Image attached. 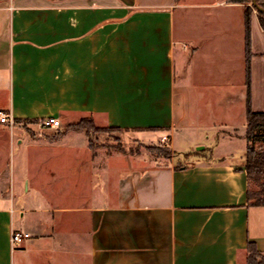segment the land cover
<instances>
[{
    "label": "crops",
    "instance_id": "0c3cea01",
    "mask_svg": "<svg viewBox=\"0 0 264 264\" xmlns=\"http://www.w3.org/2000/svg\"><path fill=\"white\" fill-rule=\"evenodd\" d=\"M192 5L0 0V114L16 121L0 122V134L20 146L8 186L0 182V264H246L249 241L264 255V206L249 203L245 170V6L218 0L237 21L217 15L205 34L177 35V10ZM251 39L252 108L264 110L257 15ZM196 67L211 93L240 89L239 124L194 107ZM48 117L61 126H41ZM84 117L177 155L205 152L180 169L105 152L70 128ZM14 230L31 236L14 247Z\"/></svg>",
    "mask_w": 264,
    "mask_h": 264
},
{
    "label": "rangeland",
    "instance_id": "374dc122",
    "mask_svg": "<svg viewBox=\"0 0 264 264\" xmlns=\"http://www.w3.org/2000/svg\"><path fill=\"white\" fill-rule=\"evenodd\" d=\"M187 1L189 4L193 5L177 10V35H180L183 31L194 35L205 34L206 27L208 25L206 19L209 20L217 15H220L222 18H231L234 21H237L239 11H225L223 7L217 5L218 0ZM230 1L231 0H223L225 3ZM253 15L258 16L257 11L254 10ZM184 44L188 45V48L183 47L184 52L189 53L191 48V45H189L190 43L187 42ZM197 62L199 65L204 63V61H201L199 58L197 59ZM213 68L214 70H217L218 67ZM183 69H185V67ZM181 74L183 75L184 73L181 72ZM207 76L208 73L205 67H196V77L194 78V88L196 90L194 89L195 93L193 92V97H195L196 100L194 107L202 112L204 116H212L214 120H226L234 124H239L242 117L240 89L236 85L234 87L228 85L227 87H222V95H218L214 92L211 93V89L208 87L209 80L206 78ZM216 81L225 83L219 75L216 77ZM258 100H262L260 94ZM192 132L195 131L192 130ZM92 136L94 137V144L96 145L95 148H100L102 151L115 152L116 154L121 155H139L142 158L148 159H155V157H158L160 153L159 149L149 148V146L162 145L161 147H167L164 142H144L127 135L124 131L113 130L108 126L100 125L98 123L95 124V128L92 130ZM235 143L238 145L239 142ZM26 144L21 146L25 150L23 154H26L27 152L25 149L27 147ZM199 146L195 147V149L198 150ZM19 148L20 146H18L17 141L10 140V135L0 134V182L2 181L4 186H8L9 184L11 174L9 171V164L10 161H13ZM196 158L197 156L192 155L188 159H183L182 156L174 153L171 157V159H174L175 164L179 161V159H182L183 163H187L195 160ZM19 175L21 176L20 172ZM18 192V197L20 199L26 198L27 194L24 192L21 184H19Z\"/></svg>",
    "mask_w": 264,
    "mask_h": 264
},
{
    "label": "trees",
    "instance_id": "16d2710c",
    "mask_svg": "<svg viewBox=\"0 0 264 264\" xmlns=\"http://www.w3.org/2000/svg\"><path fill=\"white\" fill-rule=\"evenodd\" d=\"M232 2L241 3L245 6V21L248 29L247 36V129L246 140L247 150L245 155V170L248 178V201L253 205L264 206V110H254L251 102V58H252V39L251 23L253 11L258 13L261 28L264 31V0H232ZM40 122V121H39ZM93 124V125H92ZM96 121L93 117H84L78 122L72 124L70 128L84 130L89 136V144L95 148L92 130L95 128ZM113 130L123 131L117 127H110ZM151 145L149 148L159 149V156L155 159H171L174 153L169 146ZM205 150H196L181 154L183 159L198 156ZM175 154V153H174ZM190 162L183 163L182 159L175 164L177 169L187 167ZM246 264H264V255L258 250L254 241H249L247 248Z\"/></svg>",
    "mask_w": 264,
    "mask_h": 264
},
{
    "label": "built area",
    "instance_id": "2783aa9c",
    "mask_svg": "<svg viewBox=\"0 0 264 264\" xmlns=\"http://www.w3.org/2000/svg\"><path fill=\"white\" fill-rule=\"evenodd\" d=\"M185 47H187V45H185ZM0 122L1 123H10V125H13L16 121L14 119H12L8 114L1 113L0 114ZM40 124L43 127L56 128V127L61 126V121L59 118H56V117H48V118L42 119L40 121ZM163 140L167 141L168 137L165 136ZM30 236H31L30 233L14 230L12 233V237H11V241H12L13 246L14 247L19 246L22 243V241L29 238Z\"/></svg>",
    "mask_w": 264,
    "mask_h": 264
},
{
    "label": "water",
    "instance_id": "95a60500",
    "mask_svg": "<svg viewBox=\"0 0 264 264\" xmlns=\"http://www.w3.org/2000/svg\"><path fill=\"white\" fill-rule=\"evenodd\" d=\"M204 148V146H199L198 147V150H201V149H203Z\"/></svg>",
    "mask_w": 264,
    "mask_h": 264
}]
</instances>
